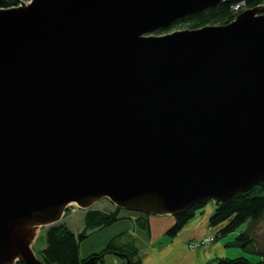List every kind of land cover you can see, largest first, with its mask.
Here are the masks:
<instances>
[{
    "label": "water",
    "instance_id": "water-1",
    "mask_svg": "<svg viewBox=\"0 0 264 264\" xmlns=\"http://www.w3.org/2000/svg\"><path fill=\"white\" fill-rule=\"evenodd\" d=\"M220 1L0 6V264H43L69 202L176 215L264 179V1L153 33Z\"/></svg>",
    "mask_w": 264,
    "mask_h": 264
},
{
    "label": "trees",
    "instance_id": "trees-1",
    "mask_svg": "<svg viewBox=\"0 0 264 264\" xmlns=\"http://www.w3.org/2000/svg\"><path fill=\"white\" fill-rule=\"evenodd\" d=\"M18 0H0V6H9L15 4ZM238 0H221L220 2L209 7L196 10L187 15L181 16L176 20L171 21L164 27H157L153 33L167 32L175 22L182 21L181 27H194L206 23H224L230 20L239 8H230L231 4ZM240 1V0H239ZM245 6L254 5L264 0H243ZM244 7V6H243ZM207 202L211 203V208L207 216V225L217 226L212 235V240L216 241L219 237L227 232L235 229L230 241L222 242L232 243L255 253L258 257L255 260L240 254L235 255H214L207 262L213 264H264V245L256 246L254 238V224L261 217H264V179L259 181L254 186L249 187L241 192L234 193L218 201H211L206 198L199 199L191 204L186 210L173 214V222L166 227L165 236H173L187 223L192 217L197 216ZM123 209V208H122ZM121 207L110 204L109 207H85L82 211L81 230L74 232L69 229L64 221H54L46 225L44 230V245L39 249V256L43 264H103V254L112 252L122 258L121 264H140L137 249L134 244L129 243L127 246L118 245L111 241H106L103 247L96 251L87 253L80 257L78 255V243L82 238L87 236V233L92 229L108 225L119 217ZM134 217L136 224L139 227H146L147 213L136 211ZM132 211V212H133ZM65 212V211H64ZM220 240V239H219ZM195 247V246H194ZM125 260V262H124ZM17 263V262H15ZM20 264H24L19 262Z\"/></svg>",
    "mask_w": 264,
    "mask_h": 264
},
{
    "label": "crops",
    "instance_id": "crops-1",
    "mask_svg": "<svg viewBox=\"0 0 264 264\" xmlns=\"http://www.w3.org/2000/svg\"><path fill=\"white\" fill-rule=\"evenodd\" d=\"M211 205L206 204L197 216L192 217L173 236H165L166 227L174 220L171 214H147L146 227H139L134 220L137 215L130 209L120 210L119 217L108 225L92 229L84 238L91 239V243H79L77 250L80 257L103 247L106 241L123 245L134 244L137 249L140 264H187L185 261L205 262L214 255L226 254L220 240L209 241L188 248L189 240L207 233H213L217 226L207 225L206 218ZM82 213V212H81ZM82 215V214H81ZM80 215V225H81ZM67 225V224H66ZM70 227V225H68ZM103 264H121L119 255L103 254ZM213 264V263H212Z\"/></svg>",
    "mask_w": 264,
    "mask_h": 264
},
{
    "label": "rangeland",
    "instance_id": "rangeland-1",
    "mask_svg": "<svg viewBox=\"0 0 264 264\" xmlns=\"http://www.w3.org/2000/svg\"><path fill=\"white\" fill-rule=\"evenodd\" d=\"M183 25L184 24H183L182 21H177V23L175 22L171 27H169L168 30H172L174 28H176V29L177 28H181V26H183ZM110 204H111V202L107 198L101 197V199L98 198V199L92 201L91 204L89 205V207H98V208L100 207V209H101V208H104V207H109ZM207 204L211 205L210 202H207ZM68 205L69 206L64 208L65 212L62 213L61 214L62 216H60L59 219H57V220L58 221L59 220L60 221H64L67 225H70L69 229H71L74 232L78 231L79 229L81 230V226H83V225H82V221H81V225L79 224L80 223V215H81V212L83 211L84 208H82V207L79 208V206H77V204L72 203V202H69ZM45 228H46V225H42V226H40V228H38L36 236H35V239L33 240L32 244H31V248L33 249L32 251L34 252L36 257H38V259L40 258L39 249H41V247L45 243V241H44V239H45V237H44ZM238 228H240V227H238ZM237 229L231 231L230 233L227 232V233L221 235L219 237L221 239L219 242L220 243H222V242L224 243V241H230L231 238H232L233 233L235 231H237ZM207 234L212 236L214 234V232L213 233H207ZM202 236H199V237H202ZM254 238H255V241L257 243L256 246H260L261 247L262 245H264V217H261V219H259L254 224ZM209 241H213L212 238H210ZM92 242L93 241H91V239H89V238L88 239L87 238L86 239L82 238L81 241H79L80 244L81 243H91L92 244ZM79 243H78V245H79ZM205 243H207V242H205ZM186 246H187V243H186ZM224 248L226 250V254L225 255H230L231 256V255H235V254H240V255L242 254V255H244V256L248 257L249 259H252V260H255L256 257H258L255 253H253V252H251V251H249L247 249L240 248V246H238L236 244L226 243V244H224ZM187 249H188V247H187ZM106 254L111 255L113 253L112 252H106ZM113 255H116V254L114 253ZM185 262L187 264H212L211 261L210 262H207V261H205V262H198V261L191 262V260L190 261L186 260ZM14 264H20V263L17 262V263H14ZM104 264H105V262H104Z\"/></svg>",
    "mask_w": 264,
    "mask_h": 264
},
{
    "label": "built area",
    "instance_id": "built-area-1",
    "mask_svg": "<svg viewBox=\"0 0 264 264\" xmlns=\"http://www.w3.org/2000/svg\"><path fill=\"white\" fill-rule=\"evenodd\" d=\"M243 6H245L244 4V1L243 0H238V1H235L231 4L230 8L232 9H237V8H242ZM212 236H210L209 234H205L203 235L202 237H199L198 239L197 238H194L192 240H189V242L187 243V247L188 248H193L194 246H198L199 244H203L205 242H209V239L211 238Z\"/></svg>",
    "mask_w": 264,
    "mask_h": 264
}]
</instances>
